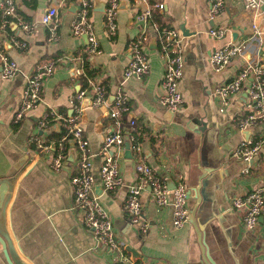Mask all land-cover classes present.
I'll use <instances>...</instances> for the list:
<instances>
[{
	"label": "crops",
	"instance_id": "1",
	"mask_svg": "<svg viewBox=\"0 0 264 264\" xmlns=\"http://www.w3.org/2000/svg\"><path fill=\"white\" fill-rule=\"evenodd\" d=\"M80 1L36 0L31 7L18 0V9L30 17L34 32L29 35L19 32L11 20L13 33H0L4 53L17 63L14 76L0 78V176L13 179L5 226L1 230L9 235L24 264L116 262L114 252L101 246L84 226L75 204L70 183L76 166L72 141L69 140L63 169L54 171L48 165L50 153L35 148L29 140L31 135L38 134L55 147L57 138H51L50 134L59 131L60 125L55 122L40 129L38 120L48 109L62 108L68 113L71 95L81 89L83 67L77 51L84 49L87 37L74 35L70 28ZM155 1L162 2L163 8L155 7ZM89 2L88 19L101 49L99 54L90 55L92 65L98 68L92 82L107 81V87L104 85L107 103L92 106L89 97L81 100L80 120L89 141L95 174L98 175L101 163L98 149L112 128L108 123V105L114 93L119 90L127 93L128 115L135 119L131 126L140 124L147 130L137 143L139 149L131 148L129 134H125L123 147L117 151L122 185L112 191L99 185L94 189L110 213L116 237L127 244L136 259L207 264V256L214 264H264V208L257 225L248 228L242 223L241 212L232 205L235 198L264 184V122L248 129V137L257 140L260 150L251 161L245 162L234 155V150L245 138L237 120L244 112L246 85L222 110L216 93L248 60H258L264 65V17L247 10L244 0H225L223 10L213 18L209 15V0H120L116 30L110 34L104 23L106 0ZM49 6L58 9L55 39L49 38L48 27L40 21ZM147 8L152 14H160L159 21L154 17L145 22L137 19L139 12ZM161 24L176 30L177 44L184 56L179 83L183 103L171 115L159 102L165 63L159 45ZM254 24L259 35L253 33ZM211 26L225 27L227 35L211 36L208 33ZM141 32L146 36L143 50L149 70L141 77L126 78L123 69L129 58L127 44ZM11 36L25 39L26 48L17 46ZM229 41L245 42L244 52L217 71L209 55ZM54 57L57 59L53 62ZM49 62H53L54 69L42 81L38 102L14 125L13 115L21 102L27 76ZM201 122L203 131L198 129ZM71 151L73 158L68 160ZM138 162L149 164L169 185L185 181L190 215L182 226H173L172 207L157 205L148 186L140 200L149 225L140 231L130 223L124 200L127 185L138 179L135 169ZM197 229L201 231L202 242ZM2 242L0 235V264H10Z\"/></svg>",
	"mask_w": 264,
	"mask_h": 264
},
{
	"label": "built area",
	"instance_id": "2",
	"mask_svg": "<svg viewBox=\"0 0 264 264\" xmlns=\"http://www.w3.org/2000/svg\"><path fill=\"white\" fill-rule=\"evenodd\" d=\"M120 0H106L104 10V23L110 34L116 30V14L119 9ZM209 15L213 18L225 5V0H209ZM80 7L72 19L70 28L74 35H86L87 42L84 50L87 55L99 54L101 49L98 45L92 23L88 19L89 0H81ZM157 8H163L162 2L155 1ZM244 7L252 13H258L264 17V0H244ZM0 33H5V26L8 23L7 16L14 17L18 31L27 35L34 32L35 25L26 21L18 13V0H0ZM57 15L56 6H49L42 14L40 21L48 27L49 38L57 37ZM152 17L150 8H147L137 15L141 21H149ZM211 36L222 38L227 35V29L223 26H211L208 29ZM254 35H259L257 26L253 25ZM255 36H253L254 38ZM177 32L175 29L166 28L160 32L159 45L165 54L164 72L161 79L162 94L159 102L169 110L178 109L183 103V96L179 89V83L183 74L184 56L180 46L177 44ZM12 42L17 46L26 48L25 39L11 36ZM146 36L141 32L137 37L129 40L127 52L128 61L123 69L124 77H141L149 70V61L143 50ZM245 49V42L229 41L226 44L214 49L209 55L211 65L215 70H221L231 63L237 55H242ZM54 64L49 62L39 66L30 73L25 81L22 98L19 106L14 112L13 122H19L38 102L43 79L53 72ZM17 71V63L8 57L0 43V78H10ZM90 89H79L70 97V111L67 115L58 113L54 109H48L38 120V127L44 129L51 123L49 116L53 117L58 125H62L70 133L69 140L72 141L75 149V170L70 175L75 204L81 213V220L84 226L93 234L96 241L110 249L116 255L115 264H169L166 261H148L142 258H134L128 250L126 243L116 237L114 223L107 208L95 193L96 185L105 191L115 190L122 185L123 178L119 168L117 151L123 147L125 134L123 125L118 118L122 114L129 113L128 96L123 90L113 94L109 103L108 115L115 118L112 128L106 133L103 142L98 149L101 156V163L98 168V175L93 171L92 153L89 148V141L83 134L80 115L83 109L81 100L89 97L92 106H99L106 102V90L102 85L93 83ZM246 85V100L244 112L238 117V126L241 130L250 129L259 122H264V65L258 60H248L236 74L228 81L222 83L216 90L221 100V110L230 102L233 95H236ZM130 125L135 123L132 116L128 117ZM132 149H139L132 134L128 135ZM30 143L35 148L50 153L49 167L54 171L63 169L67 157V151L52 147L47 144L38 134L30 136ZM259 143H253L251 138H243L234 150V155L245 162L251 161L259 152ZM138 179L127 185L124 208L128 213L130 223L140 231H145L149 225L148 220L142 214L140 196L149 187L154 202L159 206L170 205L172 207V224L175 227L182 226L188 221L187 185L185 181L179 180L173 187H170L166 180L161 178L154 169L147 163L138 162L135 166ZM234 209L241 212L242 223L245 227L253 228L257 225L259 216L264 208V184L255 187L242 197L232 201Z\"/></svg>",
	"mask_w": 264,
	"mask_h": 264
},
{
	"label": "trees",
	"instance_id": "3",
	"mask_svg": "<svg viewBox=\"0 0 264 264\" xmlns=\"http://www.w3.org/2000/svg\"><path fill=\"white\" fill-rule=\"evenodd\" d=\"M21 1L26 6H31V7H34L35 3H36V0H21ZM153 1L151 0V2H153ZM89 11H90V7L88 9V12ZM18 13L22 15L23 19H25L26 21H30V17L25 15L24 12H22L20 9H18ZM2 16H3L2 15V11L0 10V17H2ZM159 16H160V14L158 12H153L152 19L154 17L155 20L159 21V18H158ZM6 18L8 20V23L6 24L4 29H5L6 33H13L14 30L11 28V20H14V17L7 16ZM160 29H161V31H163L166 28H165V26L163 24H161L160 25ZM77 55H79L80 58L82 59V67H83V72L80 75L81 89H84V88L90 89L91 86H92L90 81H93L92 79L98 74V68L92 65V63L90 61V56L87 55V53H86V51L84 49L77 51ZM56 59H57V57H54L52 59L53 62L56 61ZM106 82L107 81L105 80V81L101 82L102 84H99V85H102L103 87L105 85L107 87ZM57 112L58 113H62L64 115H67L66 110L62 109V108H60ZM128 117H129L128 113L122 114L120 117H118L121 120V124L124 127L123 128V132H124V134H132L134 136V141L136 143H138L142 139L143 133L147 132V130L144 127H142L140 124L135 126L136 128L133 126L134 127L133 128L129 124L128 120H127ZM109 118L110 119H109L108 123L110 125L114 124L115 118L111 117V116H109ZM49 120H50L49 123H51L50 125H52L53 123L56 122L55 120H53L52 116H49ZM14 125H17V123H14ZM70 136H71L70 133H68L67 129L64 126H62V125H60V130L59 131L53 130L51 132V134H50L51 138H57L56 139L57 142H55L54 146L56 148H60L61 150L65 151V152L68 150L67 148L69 146V138H70ZM252 141H253V143H257L256 139H252Z\"/></svg>",
	"mask_w": 264,
	"mask_h": 264
},
{
	"label": "water",
	"instance_id": "4",
	"mask_svg": "<svg viewBox=\"0 0 264 264\" xmlns=\"http://www.w3.org/2000/svg\"><path fill=\"white\" fill-rule=\"evenodd\" d=\"M94 3L96 4L95 0ZM99 4V3H98ZM185 28V27H184ZM184 28L182 27V30H184ZM234 36H236L234 34ZM173 111L169 110L168 114H172ZM199 131H203L204 129V123H199ZM245 132V138H248L249 135V130H244ZM126 147H129V144L126 143ZM73 158V153L72 151L70 152V156L68 157V160H71ZM168 184V183H167ZM169 185V184H168ZM175 184L172 182L171 185H169L170 187H173ZM12 186H13V179L12 177H2L0 176V235L1 238L3 240V244L5 245V254L8 258V261L10 264H24L22 263V261L19 259L20 257H18L17 253L15 252L13 243L11 241V238L9 237V235L1 230V228L5 226V209H6V205L10 196V192L12 190ZM187 197H188V193H187ZM189 209V206H188ZM193 213V211H191ZM190 215V209L188 212V217ZM197 233L199 235L200 238V242H202V238H201V231L199 229H197ZM206 259L208 261L207 264H214L212 260H210V258Z\"/></svg>",
	"mask_w": 264,
	"mask_h": 264
}]
</instances>
